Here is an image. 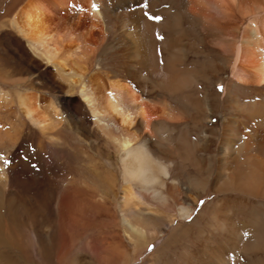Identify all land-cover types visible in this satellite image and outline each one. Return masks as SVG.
Wrapping results in <instances>:
<instances>
[{"label": "bare ground", "instance_id": "bare-ground-1", "mask_svg": "<svg viewBox=\"0 0 264 264\" xmlns=\"http://www.w3.org/2000/svg\"><path fill=\"white\" fill-rule=\"evenodd\" d=\"M8 13L0 29H14L45 72L24 93L0 87V106L25 117L0 126V153L26 122L58 141V91L76 132L90 125L106 145L107 164L82 160L94 183L79 190L84 203L105 192V238L90 264H144L150 252L148 264H264V0H26ZM56 141L42 151L47 171L63 150ZM4 155L0 264H62L72 252L62 235L72 243L89 211L78 191L58 196L52 182L9 176Z\"/></svg>", "mask_w": 264, "mask_h": 264}, {"label": "rangeland", "instance_id": "rangeland-1", "mask_svg": "<svg viewBox=\"0 0 264 264\" xmlns=\"http://www.w3.org/2000/svg\"><path fill=\"white\" fill-rule=\"evenodd\" d=\"M13 1L14 0H0V23L6 22L8 20L9 16L5 19L4 17H6V14L10 15L8 13L10 11H14L12 17H17V13L19 12L20 8L26 3V0H21L20 6H18V8L17 6H13ZM7 27L8 26L0 29V71H6L7 79H9L5 85H0L1 89L8 93H13L15 90H20L21 93H24L27 89L25 86L30 85L31 80H33L38 87H41L40 85H42L43 78L41 75L43 72H45L44 66H41L38 71L32 68L33 65L31 66V61H29L27 56L28 47L26 42L19 34L16 33V31H14V29ZM45 75L47 76V73ZM16 83L18 84L17 86L15 85ZM20 84L22 86H20ZM58 92L54 93L52 97H54L56 102L59 103V106H61L63 114L65 115L64 124H67V126H64L65 128L61 129V136L58 141H56L53 137L41 136L35 126L26 122L27 124L24 123L22 126L21 134H19L18 140L13 146L7 149L5 155L4 153H0V155H4L3 162L9 176L26 178L28 177L26 175H29L33 177L32 179L35 178L33 182L38 180L41 183H44L45 180L49 181L50 183L52 182L51 185L55 188L58 196H60L59 194L62 193L65 194L70 191H78L77 195L78 200H81V210H88L89 214H87L86 220L80 222L73 230L74 234L76 233V237L72 243L70 242L71 238H67L66 236L62 235L60 239L61 245H63L62 251L65 252L69 246L72 247V252L67 257L63 258L64 260H62V264H90L89 258L91 254L90 248L92 243L97 240L103 241L105 238L103 233V225L106 223V219L103 212L104 207L101 208L102 204L105 205V199H101L102 196H105V192L103 190L100 191L102 196L100 195V197H96L94 203L89 200L84 203V197L81 198V193L79 190L86 187L89 189V187L94 186V183L88 181L89 166L85 165L84 161L82 160L90 157L96 162L101 161L103 164H107L104 157L105 150L103 149V147L106 145H104L105 142L101 141V138L94 136L92 132L88 130L90 125H88L84 130H79L78 132L80 133L76 132L74 127L78 128L79 122L76 121L75 117L71 115V112L67 110L68 106L67 98L65 97L66 95ZM70 108L76 110L77 104L72 103ZM17 111L18 108L16 104L1 103L0 126H16L17 122L21 123L22 121H25V117L22 115L16 117ZM83 115L85 118L89 117L84 113ZM86 121L91 122L89 120ZM216 128H219V126ZM54 141L63 146V150L60 149V152L58 151L54 154L51 153L54 157L53 161H55V164L53 163L51 165H55V168H53L51 171H47L45 169V162L43 163V152L45 148H49V143H53ZM6 161L7 163H5ZM112 162H114V167L109 165L110 167L108 168V171L115 176L119 166L116 164V161ZM112 162L108 161V164H112ZM117 177L119 179L121 178V176L118 174ZM92 180H94V178H92ZM48 187L50 186L48 185ZM16 188L17 186L13 187L14 192L17 190H22L21 188ZM120 189L121 183L119 182L117 183V187L114 190L117 193ZM109 196L111 197V194L108 195V197ZM116 199V196H112L110 200L114 209L118 208ZM209 200L210 194L200 200L198 204L194 206V211H199L206 204V201ZM98 201L101 203L99 204ZM201 201H203V203H201ZM82 203H84V205ZM42 239L44 241L48 240L45 236H43ZM34 244L35 242L32 237V248L34 247ZM129 249L131 251L132 246ZM150 255L151 252L144 254V264H148L150 262ZM31 261L32 264H39L37 258L35 257H32Z\"/></svg>", "mask_w": 264, "mask_h": 264}, {"label": "snow or ice", "instance_id": "snow-or-ice-1", "mask_svg": "<svg viewBox=\"0 0 264 264\" xmlns=\"http://www.w3.org/2000/svg\"><path fill=\"white\" fill-rule=\"evenodd\" d=\"M93 7H95V5H93ZM152 17H150V19H151ZM158 19V18H157ZM222 90V89H221ZM5 163H7V161L5 162ZM201 203H203V201H201ZM149 251H151V248L149 249Z\"/></svg>", "mask_w": 264, "mask_h": 264}]
</instances>
